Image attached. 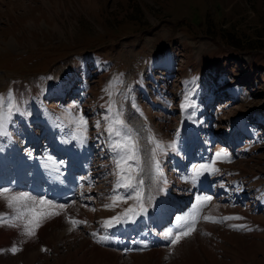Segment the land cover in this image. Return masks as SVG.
Returning <instances> with one entry per match:
<instances>
[{
    "label": "rangeland",
    "instance_id": "obj_1",
    "mask_svg": "<svg viewBox=\"0 0 264 264\" xmlns=\"http://www.w3.org/2000/svg\"><path fill=\"white\" fill-rule=\"evenodd\" d=\"M118 76L123 80L119 91L130 88L129 95L147 118L129 100L124 103L126 119L137 129L147 123L166 144L178 139L189 112L199 113L197 121L194 115L191 120L213 136L212 153L224 147L235 156L216 167L221 185L238 188L242 199L234 205L216 188L204 214L242 220L201 222L171 250L166 242L125 254L96 242L91 233L103 234L101 222L128 206L115 211L103 207L112 190L113 178H105L112 164L103 138L97 139L108 102L103 90ZM72 86L69 102H61V92ZM10 88L27 98L30 123L45 124L42 116L58 114L72 128L68 110L88 113L95 143L106 150L107 159L99 162L107 172L98 169L90 190L94 212L89 200H77L71 207L72 216L86 220V226L70 231L63 213L45 219L36 237H21L17 230L0 226V264H264V0H0V94ZM190 92L195 106L182 112L184 94ZM25 120L16 116L11 127L18 130ZM56 126L48 124L54 132ZM236 128L252 137L238 132L229 136ZM233 139L235 149L229 145ZM5 140L0 138V156L7 151ZM175 156L169 152L160 159L165 160L170 196L183 200L189 196V183L167 166ZM197 194L204 193L192 192L188 209ZM85 204L87 208L81 206ZM184 210L174 209L168 224L170 215ZM5 211L0 201V213ZM234 224L253 230H233ZM12 247L18 248L15 254Z\"/></svg>",
    "mask_w": 264,
    "mask_h": 264
},
{
    "label": "snow or ice",
    "instance_id": "obj_2",
    "mask_svg": "<svg viewBox=\"0 0 264 264\" xmlns=\"http://www.w3.org/2000/svg\"><path fill=\"white\" fill-rule=\"evenodd\" d=\"M122 83V77L118 76L114 81H110L103 90L108 96V102L105 107V114L102 117L104 122L103 132L97 139L103 138L112 164L111 170L105 176V178L107 176L113 178L112 190L105 197L109 203L104 204L103 207L105 210L115 211L117 208H121V205L128 206L121 208V211L116 215L101 222V226L105 229L103 234L99 232L91 233L92 236L97 237L96 242L98 244H107L113 239L110 235L112 229L126 224H134L139 217L147 216L149 207L156 200V195L163 192L164 186L167 184L160 157L168 155L169 152L177 155L181 154L178 139L166 144L158 138L147 123L137 129L126 119L124 103L131 100L132 108L145 121L147 120L143 116L142 110L139 109L134 99L129 95L131 89L129 88L126 93L119 91ZM27 104V98L23 94H17L15 89L10 88L7 93L0 94V138L12 142V133L9 129L14 123V118L20 116L28 119L31 116ZM194 106V101L191 100L188 93H185L181 103V111L189 112V109ZM67 115L73 128V134L70 139H65L62 142L69 143L71 140H75L78 146H83L88 140V118L82 110L75 113L68 110ZM192 115L189 112L186 118L191 119ZM95 126L99 131L102 126L101 120H97ZM57 127H60V125L57 124ZM143 133H147V135H143ZM176 135L179 136V130ZM225 162L231 163L232 156L226 149L222 148L213 153L210 161L193 165L186 175L181 176V179L183 182L197 187L204 178L220 173V169L216 167V164ZM56 171L58 172V168ZM55 179L63 183L59 175ZM80 179L88 180L89 185L94 184L90 171L87 177H81ZM83 186V184L80 185L81 188ZM87 199L91 201L95 197L89 196ZM213 199L214 197L211 195L197 194L189 209L174 218L173 226L162 234V239L167 242V247L170 250L174 249L181 240L196 232L197 226L201 222L224 223L229 220L243 219L239 216L217 218L210 213L204 214V208ZM0 201L4 202L7 209V211L0 213V226L17 230L18 235L21 237H34L37 229L45 219L61 215L62 212L66 221L72 225L70 231L75 230L81 224L87 225L86 220H77L67 213V209L77 203L75 200H71L69 203H60L50 199L47 195L36 196L28 191L0 187ZM130 201L131 203H129ZM81 206L88 207L86 204ZM90 210L94 212L95 208ZM231 227L233 230L238 231L250 232L253 230L250 226L242 224H234ZM205 235H210V233H205ZM133 243L136 242L133 241ZM140 245V248L135 250L143 251L149 248V243L146 241H141ZM42 250L47 251V249ZM133 250L125 249V254ZM10 251L15 254L18 248L12 247Z\"/></svg>",
    "mask_w": 264,
    "mask_h": 264
},
{
    "label": "bare ground",
    "instance_id": "obj_3",
    "mask_svg": "<svg viewBox=\"0 0 264 264\" xmlns=\"http://www.w3.org/2000/svg\"><path fill=\"white\" fill-rule=\"evenodd\" d=\"M195 110L197 111V108H195ZM192 113V112H191ZM193 114V113H192ZM194 116H197L198 115V113H194L193 114ZM192 115V116H193ZM182 123H183V125L185 126V125H191V124H193V123H195L193 120H191V119H188V118H185V119H183V121H182ZM182 125V124H181ZM177 215H180V214H178L177 213ZM1 234V233H0Z\"/></svg>",
    "mask_w": 264,
    "mask_h": 264
}]
</instances>
